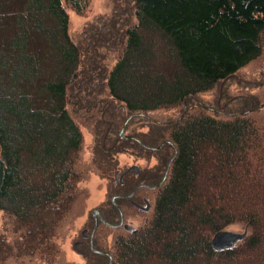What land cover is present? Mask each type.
Masks as SVG:
<instances>
[{
	"label": "trees",
	"instance_id": "trees-1",
	"mask_svg": "<svg viewBox=\"0 0 264 264\" xmlns=\"http://www.w3.org/2000/svg\"><path fill=\"white\" fill-rule=\"evenodd\" d=\"M126 2L135 22L120 27L118 4L85 47L68 10L84 14L92 0H0V264L57 263L90 168L116 195L139 185L135 199L152 207L131 231L116 225L136 209L126 197L100 209L84 264H108L100 251L112 264H264V99L223 112L200 98L261 54L264 0ZM126 151L159 160L121 184Z\"/></svg>",
	"mask_w": 264,
	"mask_h": 264
},
{
	"label": "rangeland",
	"instance_id": "rangeland-1",
	"mask_svg": "<svg viewBox=\"0 0 264 264\" xmlns=\"http://www.w3.org/2000/svg\"><path fill=\"white\" fill-rule=\"evenodd\" d=\"M121 5L124 12H126V17L118 10V15L122 17L119 19L120 27L128 28L130 24L135 22V17L130 13L133 12L132 4L128 6L126 0H92L90 9L84 13L80 14L76 11L69 9L70 14V30L71 34L86 47V37H88V32L92 26H99V23L106 17L110 18L115 15V7ZM128 22L129 25H126ZM88 29V31H86ZM90 36V35H89ZM84 47V48H85ZM100 54H104L105 61L112 66L116 60V54H113L112 48L110 49H100ZM254 97L258 103H261L264 99V37H263V48L261 54L246 64L241 70L231 77L230 79L223 82L221 85L215 87L213 90L201 94L200 98L206 104L219 108L223 112H229L230 109L233 111H240L241 108H250V106H245L246 97ZM177 112V111H176ZM176 112L168 111L167 113L175 116ZM167 113L161 112L160 114ZM144 125L141 120H137L131 127L130 130ZM145 130L147 128L145 127ZM130 131L128 130L127 133ZM83 136H84V148L82 150V161L90 166L92 161V148L94 135L93 130L89 126H83ZM131 151H126L118 155L119 169L121 171L127 170L133 165H139L144 167L146 165H155L158 163V157L150 153V158L145 160L142 158H137L132 155ZM149 155V154H148ZM91 172L84 181L80 184L81 195L76 202V205L66 219L63 229L59 236V244L61 247V255L57 260L56 264H84L86 262L85 254L81 253L83 247H79V250L74 249V243L77 240L82 239V232L86 229L91 230L94 224L93 211L95 209H102L107 211L110 209V204H112V197L116 195L119 191V187H114L110 183L108 178H101L97 172H94L93 168H90ZM115 178V177H114ZM141 193L147 194L146 191ZM137 198L139 201L143 202L142 195L139 194ZM149 215L137 209H130L126 213V222L138 226ZM6 216L0 210V228L4 229L6 227ZM230 230L243 231L241 225L233 226L229 228ZM112 239V234L109 236L108 241Z\"/></svg>",
	"mask_w": 264,
	"mask_h": 264
},
{
	"label": "flooded vegetation",
	"instance_id": "flooded-vegetation-1",
	"mask_svg": "<svg viewBox=\"0 0 264 264\" xmlns=\"http://www.w3.org/2000/svg\"><path fill=\"white\" fill-rule=\"evenodd\" d=\"M139 166V165H138ZM140 167V166H139ZM141 168V167H140ZM140 168H139V170H135V169H132L131 171H129L128 173H126L124 176H122V174L126 171H121V169H119V175H118V178H117V180H116V178H115V182H118V181H120V183L121 184H123L124 183V179H125V177L126 176H128V175H130L132 172H135L136 174H138V173H140ZM118 171V170H117ZM139 185H137L135 188H137ZM134 188V189H135ZM134 189L132 190V192L134 191ZM137 191V190H136ZM131 192V193H132ZM131 193H129V194H131ZM135 193L136 192H134V194L131 196V197H128L127 195H129V194H125V195H114L115 197H116V199H115V202H113V200H112V203L113 204H115L117 207L119 206L118 205V203H117V198H119V196H122V197H126V199H128V201H129V203H131V205H133L134 206V208H136L137 210H139V211H141V212H148V211H144V210H142V209H140L139 207H137V205L139 204H141V205H145L146 204V199H148L147 197H144V196H141L142 197V200H143V202H141V201H139L138 199H135ZM113 196V197H114ZM112 197V198H113ZM138 198V197H137ZM151 203V202H150ZM151 207H152V204H151ZM99 210V214L97 215V219H98V222L100 223L101 221H103L104 222V220H103V217H102V213H101V210L100 209H98ZM150 211V210H149ZM122 216V215H121ZM125 218V217H124ZM93 219H94V228H95V225H96V218L93 216ZM99 223H98V226H99ZM121 223V220H120V222H119V224ZM125 223H127L126 222V219H125V222H124V224ZM119 224H116V225H119ZM133 226V225H132ZM121 227H123V226H121ZM94 228H93V230H94ZM124 228V227H123ZM93 230H92V232L91 233H89V230L88 229H86V230H84L85 232H82V239H80V240H77L75 243H76V246H75V243H74V249L77 251V250H79L78 248L79 247H84L85 249L87 248V246L91 243V244H93V240H92V235H93ZM85 249H83V251L81 252V253H83V254H86V250Z\"/></svg>",
	"mask_w": 264,
	"mask_h": 264
},
{
	"label": "water",
	"instance_id": "water-1",
	"mask_svg": "<svg viewBox=\"0 0 264 264\" xmlns=\"http://www.w3.org/2000/svg\"><path fill=\"white\" fill-rule=\"evenodd\" d=\"M121 137H123V138H129V137H131L130 135H128V134H126L125 133V127H123V129L121 130ZM165 144V142L164 143H162L160 146H158L156 149H159V148H161L163 145ZM139 166L138 165H133V166H131V167H129L123 174H122V176H124L126 173H128L129 171H131L132 169H135V170H139ZM119 170L118 171H116V173H115V178H116V180H117V178H118V175H119ZM147 186V185H146ZM147 187H150V186H147ZM152 188H154V187H152ZM138 189V187L137 188H135L134 189V191L131 193V194H129V195H127L128 197H131L133 194H134V192H136V190ZM115 199H116V197L114 196L113 198H112V200H113V202H115ZM137 207H139L140 209H142V210H144V211H149L150 209H151V203H150V201L148 200V199H146V204L145 205H137ZM99 214V210L98 209H95L94 211H93V216L96 218V225H95V228H94V230H93V233L95 232V230L97 229V227H98V219H97V215ZM124 222H125V218H124V215L122 214V216H121V223L119 224V226H123L124 227V229L125 230H128V231H131V230H133V226L131 225V224H129V223H125L124 224ZM83 232H85V231H83ZM75 246H76V243H75ZM93 247V246H92ZM100 253H102V254H105V255H108L109 257H110V261H109V263L108 264H112L113 263V258H112V256L110 255V253H108V252H106V251H100Z\"/></svg>",
	"mask_w": 264,
	"mask_h": 264
}]
</instances>
